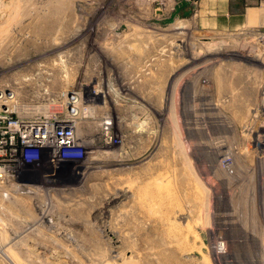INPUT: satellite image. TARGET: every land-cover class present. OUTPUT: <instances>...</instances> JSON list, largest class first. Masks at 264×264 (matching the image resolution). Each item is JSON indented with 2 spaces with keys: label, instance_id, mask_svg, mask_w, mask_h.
I'll list each match as a JSON object with an SVG mask.
<instances>
[{
  "label": "rangeland",
  "instance_id": "obj_1",
  "mask_svg": "<svg viewBox=\"0 0 264 264\" xmlns=\"http://www.w3.org/2000/svg\"><path fill=\"white\" fill-rule=\"evenodd\" d=\"M0 88L88 107L0 189V264H264V0H0Z\"/></svg>",
  "mask_w": 264,
  "mask_h": 264
},
{
  "label": "built area",
  "instance_id": "obj_2",
  "mask_svg": "<svg viewBox=\"0 0 264 264\" xmlns=\"http://www.w3.org/2000/svg\"><path fill=\"white\" fill-rule=\"evenodd\" d=\"M78 95L71 93L56 107H36L20 103L16 93L0 88V189L19 182L20 166L42 160L55 167L84 156L76 129L77 118L85 113ZM16 188L25 187L17 183Z\"/></svg>",
  "mask_w": 264,
  "mask_h": 264
},
{
  "label": "crops",
  "instance_id": "obj_3",
  "mask_svg": "<svg viewBox=\"0 0 264 264\" xmlns=\"http://www.w3.org/2000/svg\"><path fill=\"white\" fill-rule=\"evenodd\" d=\"M247 17V16H246ZM249 18V20L250 19H252L253 20V18L252 17H250V16H248L247 17V19ZM245 21V19L244 18H242V19H240V17L238 18V17H236V18H234L232 21H231V23H240V22H244ZM251 21V20H250ZM254 21V20H253Z\"/></svg>",
  "mask_w": 264,
  "mask_h": 264
},
{
  "label": "bare ground",
  "instance_id": "obj_4",
  "mask_svg": "<svg viewBox=\"0 0 264 264\" xmlns=\"http://www.w3.org/2000/svg\"><path fill=\"white\" fill-rule=\"evenodd\" d=\"M106 126H108V125H105V128H107ZM104 130H107V129H104Z\"/></svg>",
  "mask_w": 264,
  "mask_h": 264
}]
</instances>
